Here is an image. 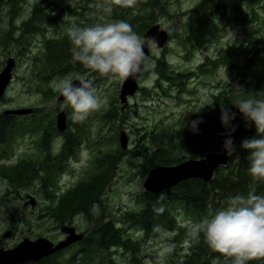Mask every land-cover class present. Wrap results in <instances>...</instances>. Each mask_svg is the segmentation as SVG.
I'll return each mask as SVG.
<instances>
[{
	"label": "trees",
	"instance_id": "trees-1",
	"mask_svg": "<svg viewBox=\"0 0 264 264\" xmlns=\"http://www.w3.org/2000/svg\"><path fill=\"white\" fill-rule=\"evenodd\" d=\"M250 8L252 9L250 0H201L194 11L188 9L183 12L182 21L177 28H169L162 18L175 17L176 13L170 9L168 0H137L134 8L118 6L113 3V0H0V51L2 50L0 67L5 58L12 56L15 60L12 78L17 76L15 68L21 66V70L24 69L21 74L25 82L24 91L29 95L37 93L40 102L33 108L31 114H10L5 113L8 107L0 109V155L3 150L6 153L10 151L8 146H12L14 143L12 141L18 137L17 132L21 133L20 136H23L26 131L38 134L39 138L33 141L40 148H44L42 142L48 133H58L55 126V116L58 112L56 113L55 107H47L52 100H56V106L62 103L57 99L59 92L53 87V81H58L65 78L63 76H69L75 72L83 76L87 70L79 62L72 60L70 51L72 45L64 32L65 28L70 25L77 24L85 27L96 23L123 20L128 22L143 39L142 35L146 28L158 23L167 31L168 36L177 37V43L180 49L186 52V57L206 46L213 39H220L226 33L228 24L239 21L243 25L240 33L236 34L237 37L242 35L241 39L230 41L228 46L220 52L217 61L214 62L215 56H209L208 61L200 64L198 70L194 71L195 73L205 71V66H208L207 71L212 74L218 67L224 71L227 79H222V83L219 82L220 86L215 93L206 95L196 105L185 106L179 110L177 123L166 125L164 119L152 120L155 117L150 118L149 113L154 111L156 106L143 104L142 97L147 89L139 85L134 95L136 98L132 97V99L136 103L138 118L141 117L140 109H144L145 116L141 120L150 123L147 127L149 130L139 136L141 141L137 143L138 145L127 150L128 157L135 160L133 162L137 171L135 174H138L141 179L154 166L171 165L189 158H200L211 150H218L220 148L218 134L221 131H228L221 123V107L223 106L235 113L233 126L242 127L247 124L246 133L235 147L236 152L225 166L215 169L210 180L191 178L157 193L140 190L137 202L142 209L139 210L138 207L124 209L122 213L126 222L133 225L132 242L123 240L120 234L121 227L116 226L111 229L106 224L100 227L89 228L88 226L90 234L85 244L89 255L103 251L99 249L111 247L118 252L123 247L131 250V260L134 264H150L142 261L146 247L138 243L136 238L139 239L144 234L148 241L154 238L155 243L161 244L167 239L166 234H174L173 239L177 245L175 248L172 247L170 254H175L177 252L174 249L180 251L184 238L185 228L182 222L189 220L185 217L197 223L210 212L225 206L230 197L246 195L253 189L257 194H264V181H255L250 176L248 172L249 152L240 146L244 139L257 136L255 125L246 122L234 105L242 98H264V33L256 34L251 32L252 26L246 27L249 22L246 16L251 14ZM24 9L30 12L23 14ZM6 22L8 24H2ZM168 52H170L169 49ZM163 53L156 58L151 68H149V63L146 65L139 80L154 70V74L162 81L167 80V83L181 85L183 76H185L184 71L171 68ZM256 57L259 61H255ZM235 74L242 79L240 83L235 84L228 79V77L233 78ZM149 77L150 75L147 79ZM224 80L227 82H223ZM99 81L100 77L96 78L95 82ZM95 85L97 84H93ZM107 98L101 108L103 110L117 99L113 98L112 94H109ZM8 101L6 91L0 102L7 103ZM13 104L9 109L14 108ZM15 107H27V103L19 101ZM67 108L72 116L71 108ZM105 115L106 113L102 115V118H105ZM26 119L28 120L24 122L23 120ZM193 121H200L195 130L191 126ZM115 134V140L108 142L110 146L108 150H102L101 156L94 160L93 171L86 182H78L76 187L68 189L58 197L51 190H46L43 185L39 186L38 194L44 193L45 195L50 192L52 199L48 212L57 226L71 224L81 213L85 215L87 222L93 218L86 208L90 201L98 200L97 186L101 180L94 178L97 164L102 162V164L111 166L108 164L110 154H115L113 165L125 153L118 149L117 130ZM115 147L118 151L111 153L109 149ZM140 152L143 157L141 160L137 158ZM109 172L110 169L105 170L100 191L104 190L106 179H109ZM23 176V172L17 174L9 170L7 166L0 165V214L5 210L2 207L5 192L12 185H19ZM44 182L45 179L42 177L40 183ZM103 205L104 199L101 206ZM10 218H14L12 213H10ZM4 231V229L0 231V247L4 246L5 240L2 238ZM193 241L197 248L195 253L183 255L182 259L180 255H177L167 260L166 264H213L214 260H218L219 264H231V260H222L220 254L211 251L204 242L203 235L199 240L191 238L190 242ZM159 246L156 245L155 248ZM189 250L190 248L188 252ZM22 262H24L22 264H66L58 252L38 262Z\"/></svg>",
	"mask_w": 264,
	"mask_h": 264
},
{
	"label": "rangeland",
	"instance_id": "rangeland-1",
	"mask_svg": "<svg viewBox=\"0 0 264 264\" xmlns=\"http://www.w3.org/2000/svg\"><path fill=\"white\" fill-rule=\"evenodd\" d=\"M168 1H170V9L172 10V12L176 13L175 17L165 16L164 18H162V21L169 28H177L179 23L182 21L183 12H186V10L188 9L194 11L201 2L196 0ZM260 18L263 19V17ZM251 32H255L256 34L263 33V21L260 19L258 21H255L253 23ZM234 34L235 29H229V31H227L220 39H213V41L208 43L206 46L194 51V53H191L189 57H186V52L180 49L177 43V37L171 36L167 46L164 48L166 49V51L163 54L169 60V66L171 68L179 71H186L192 68L195 64L207 59L209 56H215L214 62L217 61V58L220 57V52L224 50L225 46H228V43L230 41H234L235 39L238 41L239 39H241L240 37H242V35H239V37H237L233 36ZM168 49L170 50V52L167 53ZM0 54H2V50L0 51ZM161 55L162 50L159 49L158 46L153 45L152 55L148 58L147 61L149 62V68L154 65L156 58ZM7 58L3 60V64L0 69L4 66V61ZM255 61H259V58L256 57ZM213 69L215 70V67H213ZM23 70L24 69L21 70V66H18L17 69L15 68L17 76L12 78L9 84L10 86H8L9 88H7L8 90H6L9 101L7 103L0 102V109L6 107L9 108L12 103H14L13 106L14 108H16L15 106H17V102L19 101L26 102L27 107H35L39 105L40 102L38 101L37 93L29 95L23 89V84L25 83L23 81V75H21ZM95 73L98 77H100L99 82H95L96 80L93 82V84H97L94 86L97 89V94L104 101L108 99L107 96L109 94H112L113 98L115 96L117 97L116 93L118 92L119 85L122 80H114L109 77L101 76L97 72ZM81 76L82 75L75 72L69 74V76L65 75L63 77L74 80L76 78H81ZM201 79L203 81H207L206 86L199 83L200 79H186L185 81L182 80V84L178 86L177 83H170V85H168L169 83H167V80L162 81L154 73L153 75H150L149 80L146 81L147 84L149 83L148 88L150 89V92L154 93L153 87L159 85L162 91L165 93L164 94L160 89L155 90V92L161 96L152 100L151 103H154L155 105L158 103V107L155 111L149 113L150 118L155 117L152 118V120L164 119L166 121V125L177 123V120L179 118V110L183 109L185 106L196 105V103H198L207 94L215 93L217 91L216 89L220 86L219 82L222 83L221 80L227 78L224 71H222V69H218L217 67L216 71H214L211 75L206 74V76L202 77ZM228 79L233 81L232 83L235 84L242 81L238 74H235L233 78L228 77ZM223 82H227V80H224ZM134 98L136 97L134 96ZM162 99H164L165 101H163ZM55 102L56 100H52L47 104V107H54ZM127 108L128 107H126V103L124 104L119 99H116L106 109H101L91 114L89 118L83 123H74L70 116L68 128L70 129L78 124L79 127L85 131V134L87 136V139L85 141H87L88 139L94 140V135L101 131L102 136H105L107 138V142H110L109 139L113 134H115L116 130L118 140L119 132L125 129L128 133L129 148H134L136 145H138L137 143L141 141L139 136H141L145 131L149 130V128L147 127L150 123L146 120H141V118L145 116L143 108L140 109L141 117L138 118L139 121H135L132 117L129 116ZM104 113H106L105 118H102V115ZM56 117L57 116H55V123ZM27 120L28 119L23 121L25 122ZM246 125L247 124H244L242 125V127L246 129ZM238 128L241 129L240 127ZM38 136V134L35 135L26 131V133L23 134V136H20V138L16 137V141H21L16 143V148H18L17 145H20L19 148H27L29 149V151H31L32 146L30 148H28V146L30 145V142L39 138ZM114 137L116 138V134ZM124 154L127 155H123L122 158H120L119 167L116 168V170L114 169L115 171L110 177V182L108 181V179H106V183H108L109 186L99 198V204L100 202H103L104 199V209H102L101 206H95L93 209L95 212L105 213L106 216H108V213H111V217H117L118 219L123 220H125V217L122 214V212L125 211L124 209H132L137 207L139 208L137 197H139L138 194L140 190H143L142 183L144 180L143 179L141 181L135 176L136 168L133 166V162H135V160L128 157L129 152L125 151ZM137 158L139 160L143 159L141 152L140 155L137 156ZM72 174H76L78 177L81 176L80 173H75L72 168H69V170L63 177L65 179H63V181L60 183V185L63 186V188H66V190L76 187L78 182H80L77 181L76 178L70 177V175ZM60 185L59 181L57 180L56 190L60 189ZM38 191L39 188L37 190H34L31 187L23 188L20 191V195L16 198V200L13 201V205L11 206V208L9 210H5L2 214H0V231L2 229L13 230V233L10 237L4 238L5 247L14 245L23 236L34 237L37 234H42L52 241H57L62 237V233L59 231V227L55 223H52L50 221L49 217L46 216V210H43V206L45 205L44 199L37 202V198L42 197L40 194H38ZM26 193H30L35 196L36 204L34 206H30V204L25 205V200L27 199L25 197ZM48 203L49 202H47L46 205ZM11 212H14V218H10ZM44 214L45 218L43 217ZM185 218L189 220H185L182 222V225L185 229L183 230L184 238L181 243L180 251L174 249L177 253L172 255L170 254L172 247L175 248L177 244L173 239L174 234H166L165 238L167 239H165L163 243H155L156 245H160L157 249L155 248V246H153V243H148V241L146 242V248L143 252L145 254L144 257L147 258L145 259V261L149 262L150 264H164V262L166 264V261L171 259L172 257L180 255L182 259L183 255H189L196 252L197 248L195 247V241H193L192 243L190 242L191 236L189 234L191 226L195 224V221L188 217ZM76 223L78 227H81V229L88 227V222L85 220L84 216H80L79 218L77 217ZM189 248L190 250L188 252ZM191 248H193V250H191ZM112 259L117 262H123L118 257H112ZM22 263L24 262H21L19 264Z\"/></svg>",
	"mask_w": 264,
	"mask_h": 264
},
{
	"label": "clouds",
	"instance_id": "clouds-1",
	"mask_svg": "<svg viewBox=\"0 0 264 264\" xmlns=\"http://www.w3.org/2000/svg\"><path fill=\"white\" fill-rule=\"evenodd\" d=\"M126 8H134L137 0H113ZM72 47L73 62L114 80H126L142 71L147 57L144 42L123 20L96 23L81 27L72 24L64 30ZM74 84L70 78L53 81V87L64 98L65 106L72 110V121L83 123L91 114L100 110L105 101L97 94L91 81L78 78ZM212 105V104H209ZM246 122L255 125L257 136L244 139L241 148L249 152L250 176L264 181V98L239 99L234 103ZM235 113L221 107V123L228 130L223 147L228 156L236 152L231 133L235 131L232 121ZM200 121H193L195 130ZM193 240L203 235L211 251L220 254L231 264H250L264 260V194L250 190L246 195L228 198L225 206L210 212L190 230ZM213 264H219L214 260Z\"/></svg>",
	"mask_w": 264,
	"mask_h": 264
},
{
	"label": "flooded vegetation",
	"instance_id": "flooded-vegetation-1",
	"mask_svg": "<svg viewBox=\"0 0 264 264\" xmlns=\"http://www.w3.org/2000/svg\"><path fill=\"white\" fill-rule=\"evenodd\" d=\"M196 1H201V0H196ZM250 4L252 9L250 8L251 14L246 16L249 20V22L246 24V27L249 26L253 27V23L255 21H258L259 19L263 21V26H264V0H250ZM260 17H263V19H261ZM8 22L2 24L6 25L8 24ZM242 26H243L242 23L239 21H236L235 23H230L228 24V28L226 32L229 31V29L234 28L235 34L233 36H236V34L240 33ZM199 65L200 64L198 65L195 64L192 68L184 71L183 74L185 75L187 73H191V75L185 77L187 79H197V80L200 79L199 83L206 86L207 81H203L201 78L206 76V74H208L209 71L196 73L197 75H195L194 71L198 70ZM141 84H143L145 87L144 81H141ZM168 85H170V83ZM157 89H160L162 91L159 85L154 87V90ZM152 96H153L152 94H149L144 97L150 98ZM60 101L62 103L56 106V102H55L54 107L56 108V113L58 111H63L66 120V128L59 131L55 123L58 133L55 134L48 133L46 135L44 142H42L44 148H40V146L38 147V144L34 141L30 142V145L28 146V148L32 146L31 151H29V149L27 148L26 149H23L22 147L19 148L20 145H17L18 148H16V143L21 141L14 140L12 141L14 142L12 143V146H8L10 147V151L6 153L3 150V153L0 155V165L7 166L9 170H12L17 174L22 172L24 173V176L20 180L19 185L10 186L8 190L5 192V199L3 200L2 203V207L5 210H9L11 208V206L13 205V201L16 200V198L20 195V191L26 187L27 188L31 187L34 190H37L39 186L43 185V187H45L46 190H51L53 194L57 191H62V190H63L62 193H64L66 191V188H63V186H61L60 183L63 181V179H65L63 177L65 173L69 170V168H72L75 173L81 174L80 177H78L76 174H72L70 175V177H74L76 178L77 181L80 182H86V179L93 171L92 166L94 160L97 157L101 156V151L103 149L108 150V148L110 147L106 141L107 138L105 136H102L101 131H99L97 134L94 135V140L88 139L87 141H85L87 139V136H85V131L82 130L79 127V125L76 124L74 127L70 128L72 129L70 130L68 128L69 117L71 116L70 110L67 108V106H65L64 100H60ZM135 104L136 103L134 102V100L131 99L126 105V107H128L127 108L128 114L133 119H136L138 117L137 110L135 109ZM143 104L146 105V102H144ZM156 108H154V111L156 110ZM47 132L48 130L46 131V133ZM17 133H18L17 134L18 138H20L21 133L20 132ZM114 136L115 134H113L109 140L113 142L115 140ZM103 141H104V145L102 144ZM109 150L111 153H115L117 151L116 148H110ZM114 156L115 154H110V157H108L109 159L108 164L111 166H106L102 168V162H99L97 164V171L94 175V178L101 180V182L97 186L98 191L96 193V197L98 198V200L90 201L89 205L86 208V210H88L93 216V218L89 219L88 226L89 228H91L92 226L100 227L106 224L111 229L115 228L116 226L121 227L122 229L120 230V234L123 240H128L129 242H132L134 236V229H133V225L130 222L123 221L122 219H118L117 217L115 218L111 217V213H108V216H106L105 213L95 212L93 210L95 206H101L103 202H100L99 204L98 203L99 198L103 194V192H105L106 188H108L109 186V184L105 182L104 190L100 191V186L105 176V170L110 169V172L108 174L109 176L108 181L110 182V177L112 176L116 168H118L117 161L112 165L113 161H115ZM33 174L34 176H32ZM42 177L45 179V182L43 184L40 183ZM57 180L59 181V185H60L59 190H56ZM49 193L45 195L43 193L41 195L42 197L37 198V202L38 200L41 201L42 199H44L45 205L43 206V210H46V216H48L50 221L54 223L48 212L52 199ZM25 197L27 198L25 200V205L30 204V206H34L36 204V201L34 199H33L34 203L31 204L30 198H35L34 195L30 193H26ZM47 202L49 203L46 205ZM101 208L104 209L103 206H101ZM138 209L140 210L142 208L139 207ZM80 216H85V215L81 213V215H79L78 218ZM76 219L74 222H72L69 225H73L76 228V231L82 232L84 236L81 241H77L67 246L66 248H63L62 251L58 253L62 255V258L66 264H134L131 260V255H132L131 250L130 249L126 250L123 247L118 252L113 250V247H111L109 249H99L103 251L95 252L94 254L89 255L87 252L88 249L86 247L85 241L88 239L90 231H88L87 228L84 229L78 228V226L75 224ZM63 237L65 238L66 234H62L61 238ZM136 237H140V236H136ZM136 241L142 245H145L146 247V242L148 241V238L143 234V236L140 237L139 239L136 238ZM148 243H153V246L156 247L154 238H152L151 241H148ZM4 245H5V241H4ZM112 257H118L123 262H117L113 260ZM145 259L147 258L142 257V261L145 262ZM250 264H264V260L252 261L250 262Z\"/></svg>",
	"mask_w": 264,
	"mask_h": 264
},
{
	"label": "water",
	"instance_id": "water-1",
	"mask_svg": "<svg viewBox=\"0 0 264 264\" xmlns=\"http://www.w3.org/2000/svg\"><path fill=\"white\" fill-rule=\"evenodd\" d=\"M143 37L145 38L143 51L145 56L148 57L150 53L148 42L152 41L156 43L158 47H162L167 39V33L164 29L160 28L159 24H154L145 31ZM14 65V58L9 56L5 60L4 66L0 69V99L4 95L5 89L12 78V69ZM144 66L145 64L142 66V71L139 74L121 83L118 98L122 103H127V95H133L138 89L136 79L143 74ZM72 81L74 84H78V79ZM59 99L64 100L60 94ZM32 111V107H21L6 109L5 113L25 115L32 113ZM56 125L59 130L65 128V115L63 111L57 114ZM243 132H245V129L236 128L235 131L231 133V138L233 139L235 147L241 139ZM227 138L228 131H221L218 134V142L221 146V150L219 151H210L200 158H189L171 165H157L152 167L143 180V190L157 193L191 178L204 181L210 180L217 167L225 166L229 162L230 156L226 154L223 147L224 141ZM118 141L120 148L126 150L128 147V135L124 129L119 132ZM31 203H33V198H31ZM60 231L66 234V237L55 244L49 238L40 235L34 239L24 237L11 247H0V264H16L22 261L37 262L77 241H81L84 236L82 232H77L76 228L70 225H61ZM11 235V230H5L2 234V238H7Z\"/></svg>",
	"mask_w": 264,
	"mask_h": 264
}]
</instances>
